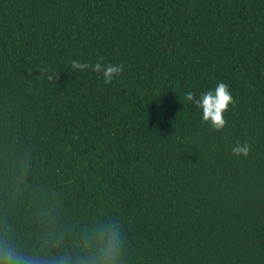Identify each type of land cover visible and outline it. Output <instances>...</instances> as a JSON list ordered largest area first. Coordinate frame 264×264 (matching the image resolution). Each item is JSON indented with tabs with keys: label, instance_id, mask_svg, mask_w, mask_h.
I'll return each instance as SVG.
<instances>
[{
	"label": "trees",
	"instance_id": "16d2710c",
	"mask_svg": "<svg viewBox=\"0 0 264 264\" xmlns=\"http://www.w3.org/2000/svg\"><path fill=\"white\" fill-rule=\"evenodd\" d=\"M219 82L216 131L185 94ZM116 221L124 264H264V0H0V235L57 255Z\"/></svg>",
	"mask_w": 264,
	"mask_h": 264
},
{
	"label": "clouds",
	"instance_id": "9594fccd",
	"mask_svg": "<svg viewBox=\"0 0 264 264\" xmlns=\"http://www.w3.org/2000/svg\"><path fill=\"white\" fill-rule=\"evenodd\" d=\"M71 67L74 71L83 72L91 69L103 77L105 84H111L113 79L123 72V65L104 64L96 62L81 63L73 60ZM49 80H57L59 76L54 71L44 68L41 70ZM187 101L193 102L202 109V119L210 126L220 131L225 128L227 121L224 113L228 111L229 105L235 101L228 85L219 82L214 91L210 90L196 98L194 93L185 94ZM233 155L247 157L250 147L247 143L239 142L232 148ZM126 241L119 222H109L91 229L77 245L79 252H66L64 254L51 255L43 252L25 253L15 246L8 235H0V264H124L126 254Z\"/></svg>",
	"mask_w": 264,
	"mask_h": 264
}]
</instances>
